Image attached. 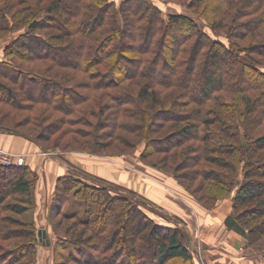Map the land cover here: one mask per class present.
Segmentation results:
<instances>
[{
	"label": "trees",
	"instance_id": "obj_1",
	"mask_svg": "<svg viewBox=\"0 0 264 264\" xmlns=\"http://www.w3.org/2000/svg\"><path fill=\"white\" fill-rule=\"evenodd\" d=\"M187 8L191 14L165 16L153 0H0V33L25 28L0 60V77L12 78V84L0 79V101L33 112L40 105L32 122L61 112L58 124L46 130L91 136L87 152L102 154L98 150L115 145L113 155L121 156L125 147L144 143L141 159L171 173L204 207L212 209L233 192L235 215L226 225L248 245L258 240L264 245V221L260 225L247 212L256 202L264 209V153L257 156L264 132L255 135L264 123V0H189ZM160 52L178 65L175 71ZM19 58L42 60L45 68H25ZM153 82L178 88L162 95ZM14 84L20 85L18 93ZM175 95L197 105L180 106ZM10 116L2 115L1 131L23 134L46 148L40 141L45 133L35 138L19 131L6 120ZM78 123L91 130L73 129ZM236 151L243 154L234 167ZM157 153L164 157L151 160ZM36 177L26 164H0V264H38L37 223L1 213L27 210L26 203L5 201L32 193ZM72 192L85 203V218L64 211ZM107 203L111 208L105 209ZM51 209L50 216H60L53 223L54 264H166L173 258L176 264H200L185 230L157 222L135 199L103 184L64 174Z\"/></svg>",
	"mask_w": 264,
	"mask_h": 264
},
{
	"label": "rangeland",
	"instance_id": "obj_2",
	"mask_svg": "<svg viewBox=\"0 0 264 264\" xmlns=\"http://www.w3.org/2000/svg\"><path fill=\"white\" fill-rule=\"evenodd\" d=\"M121 1L122 0H116V2L118 4ZM153 1L162 9L165 16H168L169 13H171V12H187V13L191 14V11L187 8V4L189 3V0H153ZM195 16L197 17V20H198L200 27L204 31H207L210 35H212L215 38L216 36L213 34V31L211 30V28L206 24L205 20L198 17L197 15H195ZM24 31H25V28H22L20 31L10 30L9 32L0 33V60L5 59V55H4L5 54V48L12 42V39L19 37V35L21 33H23ZM38 32L42 33L43 31L40 30ZM217 38L228 43V39L225 36H221V37H217ZM26 39L27 38H24V39H22V41L23 40L26 41ZM247 39L245 41H247ZM241 43H243L242 40H241ZM161 55L165 59V64L168 66V68H170L172 71H175V67L176 66L178 67V65H176V63L172 61L170 55L167 53L164 54L163 52L161 53ZM17 60L16 61L18 63H23L24 64L23 66L25 68L30 67V66H34V67L42 66V69H44L45 63H46L42 60L31 61V60L27 59L29 62L25 59H20V58ZM3 69H6V68H3ZM167 71H169V69H166V72ZM0 79L4 82H8V83H10L12 80V78L7 79L4 77H0ZM170 81H172V80H170ZM153 83L157 89H159V90L162 89L161 90V91H163L162 95H165L166 93L175 92V90L178 88V87H174L175 85L162 88V86L156 85L155 82H153ZM10 84H12V83H10ZM19 86H17L16 84H14V86H13L16 89L17 93L19 91ZM27 89L29 90L28 93L30 95H32L33 93L31 90V81H29V83L27 85ZM19 93H21V92H19ZM173 98L180 101V103H179L180 106L184 105L186 103H189L191 101L190 105H189V109L192 107H195L197 105V103L193 101V98L190 99L189 96H183L182 98H179L178 96L175 95ZM173 98H172V100L170 99L171 103H173ZM24 103H26V102L24 101ZM165 105H167V104H165ZM39 106L40 105H38L37 106L38 108H36V110L33 112L32 110L28 111V109H22L19 106L15 107L14 105L12 106V104L10 105L7 102L0 101V119L2 118V115H6V113H7L8 115H11V116H10V118H8L6 120H8L9 124H11V125L13 124V126H17V130L25 132L28 135H31L35 138H39V136H41L42 133H45V137L40 139L41 143L46 147V148L43 147V149H45V151H47L49 153H52V155L56 154L59 157H64L65 159L70 160V161H71V159H74V157H76V156H87V157H91V158L93 157L94 159H96V158H100L102 155L104 157L103 159L108 160L109 163H112V164L114 163V164H118V165L121 164L119 166L121 168L125 169L126 172L132 173L134 171L133 170L134 167L138 171L140 169L141 174L144 173L147 175H148L147 171L151 168H153L154 170L157 169V171H159V172L162 171L155 166L147 164L145 161H143L141 159L140 153H141V150L144 148V143H142L139 148L125 147L123 155L114 156L113 154L118 153L117 152L118 149L115 148L116 147L115 145H113L107 149L105 148L103 150L102 149L98 150V152H101L102 154H95V153L87 152L86 150L89 151L93 148V145L90 146L91 141H87V138L90 139L91 136L84 137L82 135V133L71 132L70 134H67V135L65 133L62 137L59 134L60 132L57 131L58 132L57 133L55 130H54L55 131L54 133L52 132L50 134V132L47 131L46 128L48 126H50L52 123L58 124V122L56 120L58 119L61 112L54 111L55 115L51 119L48 118L46 120V118L44 119V118L40 117L41 121L35 120L32 122V119H35L34 116L36 117L40 113L38 111V109L41 110V108H39ZM169 106H171V104ZM43 107H44V105L42 106V109H43ZM40 118H37V119H40ZM91 119H92V117H91ZM93 120H96V118H93ZM72 127H73V129H75V127L76 128L82 127V129H85V130H89V131L91 130L89 125L86 123H80V124L78 123ZM263 132H264V123L261 125V127L257 128L255 135L256 134H262ZM20 135H23V134H20ZM75 148H77L78 150L77 151L74 150ZM153 151H155V149L152 148V151H150V152H153ZM263 153H264V148L259 149L257 151V156L260 155V157H263V155H262ZM16 154H18V153H16ZM157 154H158V156L151 157V160L159 161L158 158L164 157V153H157ZM242 154H243V152H237L236 151L235 154L231 157V161H232V164L234 167L237 165V162L239 161ZM67 157H69V158H67ZM98 160H100V159H98ZM116 161H120V162L116 163ZM134 164H137L136 166L139 167V169L136 166H134ZM71 166H72V169H70V172H69L71 176L78 178L80 180H83L84 182L89 183V184H98V185L103 184V186L105 185V186L109 187L110 190L112 191V193H114V194H121V195L129 196V197L135 199L140 204V206L143 208V210L148 215L152 216L157 222L162 223V224H166V225H174L175 224V225H178V227L181 228L182 230L186 231V227H185L183 221H181L177 218L168 217L165 214L166 210H163L162 207L160 208L154 201L150 200L142 192H139L138 190L130 188L126 184L124 185V184L118 183V182L111 180V179H108V178L98 177L96 172H95V169L94 170L91 169V171H94L93 172L95 174L94 175L90 172V168L87 166L85 167L84 165H75V164H71ZM112 166L114 167V165H112ZM234 167L231 170V173L234 172ZM170 169H172V168H170V167L167 168L168 171ZM179 170H178V172H179ZM228 171H229V169L227 170V172ZM162 172L170 175V177H172L174 180H176V182L186 190L184 185L180 184V182H178V180L171 173H168L167 171H162ZM125 176H127L126 173H125ZM180 180H182L185 184H188L189 186L192 185L188 179L180 178ZM245 181H246L245 179H242L241 183H243ZM194 183H195L194 186H196V184L198 183L197 180ZM186 191L190 194V192L188 190H186ZM233 195H234V193L232 192L226 198L219 200L218 202H216L214 204L213 208H216L218 204L223 206L224 204L228 203L229 201H232L231 202L232 203L231 208H232L234 215H235V210H234V206H233V197H234ZM192 196L194 197L195 200L198 201V199L194 195H192ZM16 201L28 204L27 210H25L23 213L16 214V213L11 212L10 210L4 209L1 211V213H3L4 215L5 214L15 215L24 221H35L34 220V210H33L34 209V205H33L34 204V198H33L32 193L13 195L5 201V204L7 203L9 205V203H13ZM64 203L65 204H64L63 208H64L65 212H67V213L76 212L81 217H83V218L86 217L85 203L82 200L76 199L73 196V192L71 193L70 197L65 200ZM105 205H104L105 209H107L109 207L111 208V206H112V204H110V203H107ZM247 208H248V210H247L248 214L251 215L250 219H253V221H258V223L260 225H262V223H260V222L264 221V209H263V207H260L259 204L256 202V203H253L252 205L247 206ZM222 210H223V207H222ZM105 212H107V210H104V213ZM54 213L55 212L51 213V214H53V217H52V215L51 216L49 215V218H48L49 222H50V227H51L50 235L52 236V244H47L45 239H42L43 237L40 238L38 235L39 242L37 243V253H38V256L40 255V257H41L40 258L41 264H54V243L56 242L57 235H56L53 223L59 224L58 221L60 219V216L57 215V213L56 214H54ZM116 213H117V211L114 210L112 216H116L115 215ZM117 215H120V213L118 212ZM169 220H174L175 222L172 221L173 223H171ZM69 223L70 222H67L65 224H69ZM65 224L64 223L61 224V227H60L61 231L60 232H62V228L64 230ZM38 229L39 228H37V234H38ZM51 236H50V238H51ZM147 238H149V237L147 236ZM245 239H246V244H247V246H249L252 254L253 255L257 254L258 256L263 257L262 254L264 255V245H262V243H263L262 240H258L254 244L248 245L247 238L245 237ZM2 243L5 245V244H8L9 241H4ZM146 243L147 242H145V244ZM91 249H93V248H91ZM63 251H65V250H63ZM41 252H42V254H41ZM148 253H149V251H148ZM176 262H177V259L173 258V259H170L166 264H176Z\"/></svg>",
	"mask_w": 264,
	"mask_h": 264
},
{
	"label": "crops",
	"instance_id": "obj_3",
	"mask_svg": "<svg viewBox=\"0 0 264 264\" xmlns=\"http://www.w3.org/2000/svg\"><path fill=\"white\" fill-rule=\"evenodd\" d=\"M0 146L24 155L25 164L37 173L32 192L34 220L38 228L46 230L43 239L47 244H52L48 218L52 211L56 182L60 176L70 172L71 164H75L89 167L92 174L94 171L91 169H95L98 177L126 184L142 192L160 208L166 210L165 214L168 217L183 221L191 247L200 264H264V255L262 254L263 257L256 253L253 255L244 235L226 225V218L234 217L232 201L208 209L195 200L170 175L157 169H149L148 175L141 174L137 164H134L139 171L134 167L132 173L126 172L119 166L121 164L109 163L102 155L96 159L87 156H76L71 161L62 159L56 154L52 155L45 151L43 146L34 140L14 132L0 130ZM169 221L173 223L174 220ZM40 258L39 255L38 264H41Z\"/></svg>",
	"mask_w": 264,
	"mask_h": 264
},
{
	"label": "built area",
	"instance_id": "obj_4",
	"mask_svg": "<svg viewBox=\"0 0 264 264\" xmlns=\"http://www.w3.org/2000/svg\"><path fill=\"white\" fill-rule=\"evenodd\" d=\"M25 156L22 154H16L8 149H5L0 146V164L2 165H24L25 164Z\"/></svg>",
	"mask_w": 264,
	"mask_h": 264
},
{
	"label": "water",
	"instance_id": "obj_5",
	"mask_svg": "<svg viewBox=\"0 0 264 264\" xmlns=\"http://www.w3.org/2000/svg\"><path fill=\"white\" fill-rule=\"evenodd\" d=\"M38 235H39L40 238H42L43 236L46 235V230L42 229V228H39L38 229Z\"/></svg>",
	"mask_w": 264,
	"mask_h": 264
}]
</instances>
